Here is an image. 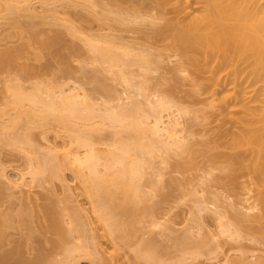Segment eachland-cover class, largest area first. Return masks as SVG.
Returning <instances> with one entry per match:
<instances>
[{
	"label": "bare ground",
	"instance_id": "6f19581e",
	"mask_svg": "<svg viewBox=\"0 0 264 264\" xmlns=\"http://www.w3.org/2000/svg\"><path fill=\"white\" fill-rule=\"evenodd\" d=\"M54 1L0 0V13H2L3 16L10 15L11 18L7 17L9 18V21L12 22L10 23L12 30L14 28V33H12L15 34V36H18L17 42H19L18 44H11V46H9V43H6V46L0 44L3 46H0V71L3 73L5 72L6 75L3 77L4 80L2 81V89L4 91L2 90V92L0 90L2 92L1 94H3V102L0 104V143L4 146L12 148L15 147V149L18 148L22 152H25V156L27 155L26 162L28 163V170L27 172H23L24 174L26 173L25 175L22 173L20 174L22 185H29L28 183H23L24 181L27 182L25 176L28 175V173L29 177H31L30 182L33 184L34 182L41 183L44 182V180L51 181L55 178H61V173L63 172L62 170L72 169V172L76 173L85 185L88 197H90V199L92 198L94 213L98 214V219H100L101 222L103 221V224H106L107 229L109 228L111 231L110 232L108 230L110 234L123 233V236H126L125 238L123 237V239H127L131 236V233L134 235L137 229L135 224L140 222H138L139 218L143 216L144 213H147L148 210V213L150 214L152 213L150 211L154 212V206H149L148 209L143 212L144 207H146L145 204L143 205L146 200V196L145 190L142 186V179L145 177L144 175L148 173L146 171H149V169L151 170L155 166L154 164H156L153 163V166L150 162H155L153 157L158 155L162 160L161 157L165 154L163 155L164 160L161 162L168 164L171 161V155L176 154L180 155L182 158L179 160L180 162H178L179 170H196L203 168L205 171L203 169L202 170L205 173L207 171L210 176L211 174L212 176H215V172L219 175L213 177L214 179L216 178L215 180L218 179L216 182L219 180V182H222L223 180L222 184L226 182V185L231 182V190H233L235 186L238 188L234 189L237 191L236 193L240 194L242 199L239 194L237 195L234 193L235 197L239 196V198L236 197L238 201L236 205L234 204L238 207H235L237 209L234 208L236 219L233 217V222H238L239 224L246 223L247 226H245V224L244 227H241L240 229L238 228V225H236L237 227L233 226L234 224L232 222L229 224L230 222L224 219V213L221 211V208L217 206L216 210L218 213L217 215L219 216L217 217L218 219H221V224L219 223L221 226H219V231H221L219 234H225L224 236L228 235L230 236V239L236 238L235 240H237L239 238L238 240H240L241 238H246V233L243 231L247 232L248 230H251V235H247L250 237L254 235L253 233H258V228H261L260 225L262 224V230H259L260 234L261 231L263 233V235H260V238L262 239V237H264V0H154L155 4H153V6L154 8L156 7V13L158 14L148 13L150 12L149 10L146 15H144L151 16L146 17L148 20L143 15L141 17V11H138L142 9H139L140 6H144V3L142 5L138 4L141 3V0H110V5H113L114 7H110L111 10L113 9L112 11L109 7H107V10L113 13V15L116 12L117 16H113L114 20L116 18V20L121 21L122 23L125 20L134 23L137 19H146L144 22L149 23L150 20V25L156 24L157 26L160 25L159 21H166L165 24L158 27L159 29L157 28V33L153 36L157 38L156 41L158 43L160 42V46L157 44L159 48H161V43L163 46L162 49L157 50L155 53L151 52L152 47L148 48V46H146V48L142 45V48L141 44H138V42V45H136L126 41L123 42L120 39L119 44V41L115 40L116 38H119L114 35H110V37L109 35L104 36L101 34L100 36V34H98L100 39L95 35L91 36V39V37L85 35V31H81L83 30L82 27L78 28L79 26H75L76 24L74 25L72 21H70V23L67 19H64V25L63 20L61 22V19H59L60 15H57V12H55L52 8L51 11L54 10L53 17L54 15H57L55 19L52 17L54 20H50L51 17H48L52 15V12H49L50 10L46 12H49V14L51 13V15L47 14L45 16L43 15L44 12H41V15L40 13L38 14V8L34 6L36 3L37 5L40 4L43 7L39 8V10L42 9L44 11V7H46V5H50ZM77 1L81 3L82 0H75L76 3H78ZM83 1L82 2L85 4V1H89L93 7L95 4H101L100 0ZM126 3H128V6L131 7V9H129ZM90 4L88 6L92 7ZM168 6L173 10L170 11V8H167ZM48 9L49 8H47V10ZM132 9H135L136 11ZM130 11L138 15L136 16L135 14L134 17V15H132L133 13H130ZM172 11H174L173 14L176 13V15H173ZM21 12H25L27 15H21ZM168 14L173 16L170 17ZM23 17L28 18L24 20ZM61 18L65 17L61 16ZM59 23V26L64 25L65 28L68 27L67 29L69 34L74 35L73 38H82L84 40H82V42L85 43V45L87 44L86 46L84 45V47H88L89 51H86L88 49H85L84 47L82 48V51L81 45L76 42H65L63 38H65V35L68 33L66 29H64L66 30V34L64 33V30H59V28L55 29L56 27H52V29L49 28V32L53 31L54 33H52L54 35L51 32H46L48 27L45 28L44 26L50 25L49 27H51V24H56L53 26H57ZM57 30L58 32H55ZM60 31H64L62 33L65 35L60 33ZM159 35L161 38L160 40L158 38ZM101 37L103 38L101 39ZM109 38L113 39L110 40ZM97 39L99 40L96 41ZM164 40L168 43L163 44V42H165ZM62 43L67 44L68 53L64 50V48L67 47L64 46L63 48L64 44ZM126 43L128 44L124 45ZM60 48L64 50L66 54H64ZM167 49H170V53L171 50L174 52L173 55L175 58L178 57L176 60L174 59L175 61L171 60V62L173 61L177 63H174V66L172 67V69L174 68L172 70L173 77L171 75L166 78V81L169 80V82H166L165 80L164 82H160L163 85L166 83L169 84L168 86H165V88L167 87L168 89L162 88L166 90L162 91V89L159 88V91L161 89V94L163 92L165 93L161 95L157 90L160 95L155 93L156 99L154 98V101V99L150 98V95L148 96L149 93H146L150 87V83L147 81H149L148 79L151 77L145 75L146 77L144 78H148L147 81H145L146 79L141 78L143 79L141 81L142 85L139 83L137 85V80H141L139 77L145 73H141V76L137 74L136 77L133 67L137 66L138 68H144L146 69V72H148V70H153V63L155 64V62H158L159 65V63H162L161 61H163V59L165 61L167 60L165 58L166 56H164L166 53H162V51ZM60 51L61 54L59 53ZM84 51L86 56L88 55L86 58L91 60L94 71L97 73L102 72V76L100 74H96L93 70H91L92 72L89 71L88 75L86 73L87 71H84L85 73L81 76L84 75L85 77L86 74V77H88L91 75V78L88 77L87 80L92 84H95L94 91L98 90L97 92L102 93L103 97L106 98L97 100L99 98L94 97V94L84 90L86 89L83 86L85 83H81L83 82L81 80L84 77L81 79L78 76L75 75L76 77H74L73 75L72 58L74 56L75 59H73L75 61L79 56L83 55ZM54 52H56V54ZM89 52L92 55H89ZM49 53H54L58 56L60 55L57 58L60 59L61 57L64 59V61H62L63 59H60L62 63H64L63 66L58 59L59 66L61 64V68L58 67V71L54 69L55 71L53 70V73H51L52 70H50L53 66L43 62V59H45L44 57H47L46 62L52 57V54L50 55ZM152 53L156 57L152 55ZM170 53L167 56L169 59L173 58V55ZM76 55L79 56L75 57ZM54 58L58 64L57 58L55 56ZM155 58L156 61L154 60ZM87 59H85V62H90L89 59L87 62ZM83 61L84 60H82L81 63L83 67H81V69L85 68ZM36 62H41L39 63L40 66L44 63V66H36ZM48 69L51 71L50 74L49 71L47 73ZM43 71L51 76L49 77L46 73H43ZM182 72L187 73L185 74L186 76ZM201 72H204V75H202L203 73L201 74ZM103 73H105V75H103ZM175 73L177 74L175 75ZM178 73L181 77L185 76V80L187 78L191 83L186 81L189 85L186 82L184 84V78L180 79ZM57 74H61L60 79ZM133 75L136 78L133 77ZM107 76H109V78ZM73 77L74 80L76 78V82L72 80ZM100 77L102 80L99 79ZM62 78L65 79L63 80ZM107 79H110L112 83L107 82L109 81ZM135 79H137L135 82L136 84L134 83ZM163 79H160V81H163ZM171 80H174V83H172ZM222 80L224 83H222ZM179 81L182 82L180 83V87L178 86ZM113 83H116L117 85L121 84L125 87L128 86L127 88L129 89L133 87L137 88V92H134L133 89H131V91L134 92L136 96L138 93L145 96L146 98L144 97V99H147L145 101L148 102L142 103L144 100H137L136 96H131V100L128 103H121L120 100H122L123 97L121 95L119 96V92L117 93L118 86L116 87ZM147 83L149 84L147 85ZM182 84H184V86L187 85L188 87H190L191 84V88L186 86L188 88L187 89L183 86V89V87L181 88ZM174 86L176 87L173 88ZM145 88L147 90H145ZM176 88L181 89L177 90ZM174 89L176 91H174L176 93L175 96H177L176 98L173 96L175 93H172ZM182 89L185 91L184 95H178L179 91H182L181 93H183ZM186 90L188 91V94ZM151 92L150 94L152 95L153 92ZM171 93L173 97L171 96ZM201 93L206 94L207 96L205 95L206 97L200 98L199 94ZM185 95L192 97V99L190 98L191 101ZM134 97L135 99H133ZM168 97H172V99ZM178 97H183L182 99L185 101L189 99V101L186 102L190 103L191 106L195 105L194 108H191L190 104H188L189 107L187 105L184 107L183 104H185V101L179 99ZM195 98L202 106L195 103ZM95 100L101 102H96ZM149 100H152L153 102L149 103ZM115 101L117 103H115ZM111 102H114V104ZM196 105H199V107H196ZM217 106H219L218 108L221 107V110L219 109V112L215 110L216 112L214 111V113L213 108L216 109ZM208 109H211L212 111H209ZM211 112L214 114L212 113L208 116V113ZM217 112L219 114L216 116H218L219 120L222 118L221 121L225 120L223 119L225 117H229V121L231 118V121H233L232 123L235 122L234 126L236 129H233V132L230 130L231 134L230 136L228 135L229 137H224L225 134L223 135L222 131L221 134L223 136L221 135L218 137L217 134V137L220 138V140H216L217 138H215L216 135L214 133H217L218 131V133H220L219 129L223 123H213L215 127H217L216 125H219L218 129H215V132L211 126L212 124L209 125L210 127L208 131V125L207 127L204 125V127H206V129L203 127V133L205 132L204 135L208 133L213 137L214 134L215 137L211 138V136H208L209 138L206 137V140H202L200 146L199 141L197 143L198 146L195 148L193 145V148L192 143L185 141L186 137L183 132L188 133L189 131V134H194V126H202L203 121L206 123L211 120L210 122L212 123L214 121H212V116ZM220 112L221 115L225 114L223 117L220 116L219 118ZM185 113H187V115L190 113V117L193 120L192 121L191 118L188 119L190 121V123L188 121V127L191 129L193 126L192 131H190V129L187 130V125H183L184 127L181 126L182 124H180V120L178 119L181 114L185 115ZM218 119L217 121H219ZM22 120L28 121V124L26 123L27 129H30L28 128V125L31 127L32 125L38 126L56 122L61 128H64H62L64 135L66 136L67 134L70 136L68 148L65 149L66 147L63 146L65 151L61 148L63 150V154L61 156V152H58L60 147L57 149L58 147H51V145L48 144L51 152L48 148H46L48 149L46 152L49 151L48 153L51 154L58 150V154L55 152V155H47L48 153L45 151H43L44 154H42V151L40 150L41 148L39 149L37 144L34 142L32 143L33 138L30 134L29 136L26 133H20L18 131ZM194 121L196 123H193ZM179 126L186 129H182L183 131H181V128H178ZM221 127L223 128V125ZM109 129H111V131ZM104 130H106L107 133L110 131L109 134H112H110V137L112 138L110 139V137H107L109 139L107 140L106 136H104V138L101 137V139L103 138L102 142L99 138L100 136H96L94 133L98 132L100 135L101 132L104 133ZM226 131L229 133L228 129H226L224 133H226ZM94 135L98 137L100 141L97 140ZM223 138L227 139L221 141ZM204 143L205 145H203ZM66 144L67 143L64 145ZM198 147L200 149H198ZM37 148L39 152L41 151V154H38ZM167 159L170 161L168 162ZM166 160L168 163L165 162ZM181 160L183 161L181 162ZM155 167L157 169V165ZM155 167L153 169H155ZM155 170L153 171L154 175ZM4 171V167L0 163V179L5 175L6 172L4 173ZM60 171L62 172L60 173ZM218 171H220V173H218ZM160 172L161 171H159L158 174H160ZM238 172L241 174L245 172L247 176L246 174L244 176L249 178V175V179L251 180H249L248 183H246L247 181L241 182L239 177L242 175H239V177L234 176L235 173L239 174ZM153 173H149L150 176L154 177V179L156 177L158 178L159 175L156 173L158 176L155 177ZM207 173L206 175H208ZM220 175L222 176L220 177ZM161 176L162 175L159 176L157 182L161 181ZM157 178L155 180H157ZM21 183H18L19 186H22L20 185ZM13 184L14 185H11L12 188H19L17 183L14 182ZM155 184L156 183H153V190L157 189L158 185ZM230 184L228 187L231 186ZM3 189L4 187L0 182V193H2V195L4 193L2 192ZM158 189L156 192L160 190ZM244 189L249 190V193H253L256 199L255 201H257L256 204L255 202L253 203L254 206L250 205L249 207H246L245 202H243L245 205L242 204L243 200L248 201L247 198L250 197L247 196L244 199L246 196L242 192ZM250 189L252 191H250ZM1 197L3 196H0V198ZM254 197L252 198L254 199ZM252 198L250 200H253ZM238 202L240 203V206L238 205ZM249 202L251 203V201ZM241 204L246 208L242 207ZM55 208L56 205L53 206V204L51 206H40L36 209L27 208L18 211L15 213L16 215L13 214L12 211L10 212V209H7L8 211L0 210V264H55V258L50 259V256L52 251L58 248L63 250L64 253L58 249L62 254H64V257L63 259L57 260V264L59 262L60 264H78L75 263L76 259L82 258V256L84 258L85 255L80 254L83 253L82 250L85 249V244H83V246L81 245V251H79L81 247H78V245V248L75 247L77 243H79V245L80 243L82 244V240L78 238L80 237V233L81 238L84 233V231H81V229L84 228H82L81 223L79 224L81 229L78 228L77 223L80 222V220H78L80 218H77L78 214H74L72 217L70 216V219H72L71 221H75V226L74 224L71 225L73 223H71V221H64L65 224L66 222L71 224H69L70 226L68 227H62L65 226L63 222L65 218L62 216L63 212L61 210H56ZM244 208L247 211H245ZM253 208H258V211L256 210L257 213H254L255 211ZM248 210H250V213ZM34 211H36L37 214H35ZM13 215H15V217L17 216V220H14ZM78 217L80 216L78 215ZM34 218L42 219L44 222L42 221L37 225H33L35 222ZM141 218L143 219V217ZM76 221L78 222L76 223ZM251 223H254L255 225L260 224L258 228L254 227V229H258L256 232L249 227H253L254 224L252 225ZM69 227H71V233H74V230H76L75 232H77L76 234L78 236L76 234L75 235L77 237L74 234H70L69 230L68 235L67 229L65 231V228ZM10 228L18 229L19 233L22 235L24 234L23 232L25 229L26 232L28 231L27 233L25 232L27 235L26 237L24 234L23 238H20L21 240H18L17 238L15 239V241L17 240V245H15L16 247L14 246L15 248L12 247V249H10L11 247H6V245H9L10 243H14V240L12 239V242L8 234V229ZM83 230H85V228ZM36 233L43 235L50 233L58 236L59 238L55 240L47 237L43 238L44 240L39 247L35 248L32 246V243L35 240L30 238ZM189 234L191 235V233H187V235ZM73 235L77 239H75ZM258 236L256 235V237ZM68 237L70 241L68 240ZM184 237H186L187 240L190 239V237L187 238L186 234ZM253 237L256 239L255 236ZM192 238L193 237L189 240V242L191 241V244L192 241H194ZM30 240L32 241L30 242ZM76 240L79 242H76ZM187 240L184 241V243L186 242L185 244L189 243H187ZM71 242H73V245L75 244L73 248H70L72 246ZM66 243H70L68 245L70 247L66 246ZM45 244L47 245L45 246ZM27 247H34L35 249H38V254L30 259L27 258L24 254L27 250H29ZM87 247L88 246H86V248ZM146 249H148V251ZM146 249L139 250L138 256L140 258L145 257L153 261L156 258L155 261H157V259L159 260L160 255L155 257L156 251L150 248ZM78 252L81 253L79 254ZM247 255H241V260L248 259L246 257ZM257 260H260V258ZM247 261L250 260L248 259ZM260 261L256 262L255 260L252 264L259 263ZM259 264H264V262H260Z\"/></svg>",
	"mask_w": 264,
	"mask_h": 264
},
{
	"label": "rangeland",
	"instance_id": "374dc122",
	"mask_svg": "<svg viewBox=\"0 0 264 264\" xmlns=\"http://www.w3.org/2000/svg\"><path fill=\"white\" fill-rule=\"evenodd\" d=\"M50 1L52 2V0H50ZM55 1L53 3H51L50 5H48V6L46 5V7L49 8V9L47 10V8L44 7V9H45L44 11L42 9L39 10V8H43L40 4L37 5V3H36L34 6H36L38 8V9L37 8L36 9L39 11L38 14L40 13V15H41V12H44V14L43 13L42 14L45 15V16L47 14H49V12H52V15L50 13L49 15H51V16H48L49 18L51 17L50 20L52 19L53 11L55 10V12H57L56 14L60 15L59 19H61V22L63 20V23H64V19L65 20L67 19L69 22L72 21L74 23V25L76 24L75 26H77V25L79 26V27L77 26L78 28L82 27L83 30H81V31H85L84 33H86L85 35H88V37H91V36L95 35L97 38H99L98 34H100V36H101V34H103L104 36L105 35L106 36L107 35H109V36L110 35H114V36H117L119 38V39H117L116 37H115L116 39L114 38L115 40H118V41L121 39V41H123V42L126 41V42H130V43L136 44V45L141 44V47H142V45H144V47L148 46V48L152 47L151 52H154V53L157 50L162 49V47H163L162 43H161V48H159V46H160L159 43L160 42L158 43L156 41L157 38H155L153 36H155V34L157 33V28L162 26L163 24H165L166 21L163 22V21H159L158 20L159 23H160V25H158V26L156 24H154L156 26H154L152 24H151L152 25L151 26L149 24L150 20H149V23L148 22H144L146 19L148 20V18H146V17L149 16V15H147V16H144V15H146V13L149 10H150V12H148V13H155L156 15L158 14V13H156V7L154 8V6H153V4H155L154 0H141V3H138V4H141V5L144 3V6H142V7L138 6L139 9L142 8L141 10H138V11H141V13H140L141 17L143 15L146 19H144V20L142 19L143 21L137 19V21H134V23H132L131 21H127V20H125L126 22L124 21L125 23L124 22L122 23L121 21L116 20V18H115V20H116L115 21L113 16L114 15L117 16L116 12L113 15V13H111L109 10H107V7L110 8L111 6H113V5H110V2H109L110 0H100L101 4H99V3H98V5L95 4L96 6L94 5V7L90 4L89 1H85L86 4L83 3L84 2L83 0H82L83 2L80 0L82 4L80 2H78V1H77L78 3H76L75 0H73V1H71V0H57L56 2ZM38 3H39V1H38ZM89 4L92 7H89L88 6ZM126 4L128 6V3H126ZM106 5H108V6H106ZM193 5H191V6H193ZM39 6H41V7H39ZM127 6H124V7H127ZM170 6H172V5H170ZM0 7H1V4H0ZM174 7H175V5H174ZM193 7H195V6H193ZM51 8L54 9V10L51 11ZM167 8H170V11L173 10L169 6ZM129 9H131V7H129ZM110 10H111V8H110ZM132 10L136 11L135 9H132ZM46 11H49V12H46ZM192 11H193V8H192ZM18 12H20V11H18ZM25 12H26V10H25ZM25 12H23V13L21 12L22 14L21 13L20 14L21 15H27ZM131 12L132 11H130V13ZM173 12L174 11H172V14H173ZM132 13H133L132 15H134V17H135L136 13L135 14H134V12H132ZM155 14H153V15H155ZM57 15H54L53 18L55 19ZM137 15L138 14H136V16ZM168 15L171 17L173 15H176V13L173 14V15H171V14H168ZM4 16L2 15V13H0V44L5 45L6 43H9L10 44V45L8 44L9 46H11V44L12 45L16 44V43L18 44L19 43V42H17L18 41V36H15V34H13L14 33V28L12 30V27H11V24H10L12 22L9 21V18H8V17H10V15H4ZM18 16H20V15H18ZM61 16L65 17V18H61ZM106 17H108V18H106ZM149 17H151V16H149ZM23 18H24V20H26L28 17L27 18L23 17ZM54 19H52V20H54ZM35 20H33V21H35ZM30 21H32V20H30ZM68 21H67V23H68ZM58 22H60V21H58ZM119 22H121V23H119ZM48 24H50V23H48ZM56 24H51L52 25L51 27H49L50 25L49 26H44L45 28L48 27V29H46V32L47 31L49 32V30H50L49 28L52 29V27H56L55 29L59 28V30L60 29L61 30L66 29L67 32H68V29H67L68 27L65 28V26H64L65 23H64V25H61V26H59L60 23L57 26H53V25H56ZM67 26H68V24H67ZM41 28H42V26H41ZM66 30H64L65 32L64 31H62V32H64L66 34ZM55 32H58V30L55 31ZM62 32L60 31V33H62ZM65 34H63V35H65ZM67 34H69V32ZM67 34L65 35V38H63L65 42L67 41V42H71L72 43V41H73V42H76L79 45H81V49L84 47L85 43L82 42V40H83L82 38L81 39H78V38L76 39V38H73L74 35H72V34L67 35ZM156 37H158V36H156ZM102 38L103 37H101V39ZM158 38H159V40L161 39L160 35H159ZM91 39H92V37H91ZM99 39H97L96 41H98ZM109 39L111 40L113 38H109ZM106 40H107V37H106ZM118 41H116V42H118ZM123 42H121V43H123ZM137 42H138V44H137ZM118 43L120 44V41ZM164 43L167 44L168 42L165 41V42H163V44ZM62 44H64L63 48H64V46L67 47V48H64V50H65L66 53H68L67 52V50H68L67 44L66 43H62ZM68 44H70V43H68ZM127 44L128 43H126L124 45H127ZM2 45H0V46H2ZM136 47H138V46H136ZM86 48L88 49V47H86ZM153 49H154V51H153ZM60 50H62V49L60 48ZM64 50H62V51H63L64 54H66L64 52ZM169 50L168 49L164 50L165 52L162 51L163 54L166 53V54H164V56H166L165 58L167 60L165 61L163 59V61H161L162 63H159V65H158V62H155V64L153 63V65H154V66H152L153 70H148V72H146V69H144V68L143 69L142 68H138L137 66L133 67V71L135 72L136 77H137V74H139V76H141V73H143V74L145 73L144 75L139 77V79L143 78V79H146L145 81H147L148 78H144V77H146V76H150L151 77L150 79H148L149 81H147V82L150 83V84L147 83V85L149 84L150 87L149 86H148L149 88L146 87V88H148V90L145 88V90H147L146 93H149L148 96L150 95L151 99H154L156 97L155 95L158 93L157 90L159 91V88L162 89V88H165V86L169 85V84L166 83L167 81L169 82V80L166 81V78L171 76V75L173 77L172 70L174 68L172 69V67L174 66V63L175 64L177 63V62H173V61H175L178 57L175 58V56L173 55L174 52H172V50H171V53H170ZM82 51H83V49H82ZM86 51H89V49L86 50ZM54 53L56 54V52H54ZM54 53H49L50 55L52 54L53 58L52 57L49 58L50 57V55H49V57H48L49 60H47L48 63L46 62V58L47 57H44L45 59H43L44 63L51 64L53 66V67L51 66L52 68H50V70H52V72L49 69L47 70V73L49 71V74H50V72L53 73L55 70L58 71V67L61 68L60 67L61 64H62V66L64 65V63H62V61H64V59L60 57V59H63L61 61L59 58H57L60 55L58 56V55H55ZM59 53L61 54V51ZM169 53L173 55L172 56L173 58H170V59L167 58ZM89 55H92V54H90V52H89ZM152 55H154V54L152 53ZM54 56L57 58V60L58 59L60 60V63H61L60 66H59V60H58V64H57V61L55 60ZM78 56L79 55H76L75 57H78ZM86 57H88V55L86 56L85 51H84L83 55L79 56L78 59H76L75 61H74L75 58L73 56L74 59L72 58V61H73V65L72 66H73V72H74L73 75H74V77L78 76L79 78L82 79L84 77V75L83 76H81V75L83 73H85L84 71H87L86 72L87 75L89 74L88 73L89 71L90 72H92L91 70L94 71V69L92 68L91 60L88 58L90 60V62H88L89 60ZM162 58H164V57H162ZM85 59H87L88 63L85 62ZM82 60H84L83 63L85 64V65L83 64L84 67H85L84 69H81V67H83L82 64H81ZM154 60L156 61V58ZM171 60H173V61L171 62ZM53 62H55V63H53ZM33 63H34V61H33ZM36 63H35L36 66H40L39 63H41V62L37 63L38 65ZM44 63L41 64L40 67H43ZM175 67H176V65H175ZM94 68H96V67H94ZM71 70H72V67H71ZM1 72L2 71H0V90L2 91L3 90L2 89L3 88L2 81L4 80L3 77L6 76V75H5V72L4 73L3 72L1 73ZM43 73H46V72L43 71ZM95 73L101 75L102 72L101 73L95 72ZM176 74L177 73H175V75ZM180 74H181V71H180ZM180 74H179V76H180L179 78L180 79L184 78L183 79L184 80V82H183L184 84H185L186 81L190 82L187 78L185 80V76H186L185 74H187V73H183L185 75L184 77L183 76L181 77ZM201 74L204 75V72H201ZM57 75H59V74H57ZM87 75L85 74V77ZM103 75H105V73H103ZM90 76H88V77H90ZM58 77L60 79L61 74ZM74 77H73L72 80L74 82H76V78L74 80ZM85 77L81 80L83 82L79 81V82H81L83 84L85 83L83 86L86 89H84V90L85 91L87 90L89 93L94 94L95 95L94 97L99 98V99L96 98L97 100H101L102 98H106V97H103L102 93L97 92L98 90L94 91L95 84H92L91 82H89L87 80L88 77H86V79H85ZM107 77L109 78V76H107ZM133 77H135V76L133 75ZM172 77H170V78H172ZM99 79L102 80L101 77ZM137 79H135L134 83L136 82ZM143 79L137 80V82H136L137 85H138V83L142 85L141 81ZM160 79H163V81L162 80L160 81ZM107 80H109L107 82H111L110 79H107ZM164 80L166 81L165 82L166 84L164 83L165 85L160 83V82H164ZM173 81L174 80H171L172 83H174ZM224 81H225V79H224ZM224 81L222 80V83H224ZM81 83H80V85H81ZM180 83H182V82L179 81V85H178L179 87H180ZM113 84H115L116 87L118 86L117 87V89H118L117 93L119 92V96L121 95L123 97V99L121 97V99L123 100V101L120 100L121 103L122 102L128 103L131 100L130 99L131 96H136L134 92L135 91L137 92V88L133 87V88L129 89V88H127L128 87L127 85H126L127 87H125V86H123L121 84L120 85H117L116 83H113ZM113 84H111V85H113ZM184 84H182L181 88L184 86ZM225 84H226V81H225ZM141 85H139V86H141ZM83 86H82V88H83ZM186 86L187 85H185L184 87H186ZM224 86H228V85H224ZM135 87H137V86H135ZM175 87L176 86H174L173 88H175ZM184 87H183V89H184ZM188 88H191V84H190V87H188ZM131 89H133L134 92H132ZM161 89L159 91L160 94H161ZM180 89H177V90H180ZM223 89H224V87H223ZM163 90L164 89H162V91ZM1 91H0V100H2V97H3L2 95L3 94H1V93L4 90L2 92ZM164 91H166V90H164ZM174 91H175V89L172 91V93ZM150 92L152 93V95L150 94ZM181 92L179 91L178 92L179 94L178 93L177 94L178 95H184L185 91L183 90V93H181ZM164 93L165 92H163L162 94H164ZM172 93H171V96H172ZM187 94H188V91H187ZM201 94L204 95V96H202ZM201 94H199L200 98L201 97L203 98V97L207 96L206 94H203V93H201ZM175 95H176V93L173 96H175ZM128 96H129V98H128ZM185 96H183V97H185ZM136 97H137V100H144L142 103L148 102V101H145V100H147V99H144L145 96H142L139 93L137 94ZM172 97H168V98L172 99ZM176 97L177 96H175V98ZM183 97H181V98L178 97V98L183 100V101H185L184 99H182ZM186 97H188V96H186ZM175 98H173V99H175ZM188 98L192 99V97H188ZM133 99H135V97ZM155 99H154V101H155ZM189 99H187L186 101H189ZM191 99H190V101H191ZM149 101H150L149 103L153 102L152 100H149ZM186 101L184 102L185 104H183V106L185 107L187 105L189 107L188 104H190V103H187ZM195 101L194 102L196 104L199 102V101L196 100V98H195ZM200 101H201V99H200ZM2 102H3V100L0 101V104ZM96 102H101V101H96ZM203 102H200V103H203ZM111 103L114 104V102H111ZM115 103H117V102L115 101ZM192 103H193V101H192ZM199 105H196V107L197 106L199 107ZM143 106H145V105H143ZM150 106H151V104H150ZM194 106L195 105L191 106V104H190L191 108L192 107L194 108ZM200 106H202V105H200ZM218 107L219 106H217V108ZM217 108L216 109L213 108L214 109L213 112L215 110L218 111V112L221 110V107L218 108V109ZM211 109H208V110L210 111ZM213 112L208 113V116H210L209 114H212ZM218 112L215 115H213V116L211 115L213 119L210 117L212 119V121L214 120L216 122L213 121L211 123L210 122L211 120H210V121L206 122V123H208V122H210V123L206 124L203 121L202 122V126L199 125L200 127L197 126L196 124H193V125H196V126H194V130L192 129L193 126H192L191 129L188 127L189 126L188 125V121H189L188 119L191 118L190 117V113H188V115H187V113H185V115L181 114L180 117L178 116L179 117L178 119L180 120V124H182L181 126L187 125V127H188L187 130L190 129V131H192V130L195 131L194 134H189V131H188V133L187 132H185V133L183 132V134L186 137L185 141H187L188 143L189 142L192 143V146L194 145L195 148H196L198 146L197 143L200 141L199 142V146H200V143L202 142V140L205 139L208 136H211V138H214L215 135H216V137H215V138H217L216 140H220V138H218V137L221 136L222 134L223 135L225 134L224 137H226V136L229 137L231 132H233L236 129L235 126H234L235 122L232 123L233 121H231V118H230V121H229V117L223 118V119H225L223 121H221L222 118L219 120L218 116H216L217 114H219ZM221 112H220L219 118H220V116L223 117V115L225 114L224 113L223 115H221ZM214 116H216V117H214ZM208 119H209V117H208ZM217 119L219 121H217ZM191 120H192V118H191ZM181 121H182V123H181ZM27 122L28 121H25V120H22L20 122L21 125H20V128L18 130L20 133H26L28 135L30 134L31 137L33 138L32 139V143L34 142L35 144L38 145L39 149L41 148L40 150L42 151V154H44L43 151L46 152V150L49 149V147H50V146L48 147V144H49V145H51V147L52 146L58 147L57 149H59V147H60L59 151L56 150L55 152L57 154H58V152H61V156H62L63 150H64L63 146H65L66 147L65 149H67L68 146H69L68 142H69V139H70V136H68L67 134H66V136L64 135V132L62 130L63 127L61 128L60 125H58L56 122H51V123L46 124V125L42 123L43 125H38V126L32 125L31 127L28 125V128H30V129H27L26 128V126H27L26 123ZM189 123H190V121H189ZM193 123H196V122L194 121ZM199 123H197V124H199ZM213 123L214 124L223 123V124H221V126L223 125V128L220 126V129H219L220 133H218L219 131L217 130L218 132L214 133L215 135L213 134V137H212V135H209L207 132H206L207 134L204 135L205 134V132L203 133L204 125H206V127L208 125L207 131L209 130V127H210L209 125L210 124H212L211 126L214 129V132H215V129H218L219 125H216L217 127H215V125H213ZM33 126H35V127H33ZM181 126L178 127V128H181V131H183L182 129H186V128H182ZM206 127H204V128L206 129ZM221 128H222V130H221ZM226 129L229 130L228 131L229 133H227V131H226L227 134L224 133ZM109 130L111 131V129H109ZM230 130H231V132H230ZM222 131H223V133H222ZM109 132L107 133V131L104 130V133L101 132L102 134L100 133V135H99L98 132H97L98 134L97 133H94V134L96 136H100L99 137L100 139H101V137L104 138V136H106V139L109 140L108 138L110 137V134H111V133L109 134ZM183 134H181V135H183ZM217 134H218V137H217ZM95 135H94V137H96ZM99 138L96 137V139L100 141ZM111 138L112 137H110V139ZM102 139H101V141H102ZM106 139H105V141H106ZM224 139L225 138L221 139V141L224 140ZM208 141H209V139H208ZM65 143H67V144L64 145ZM205 143H206V141H205ZM205 143L203 145H205ZM2 145L0 143V163L4 167V170H5L4 173L5 172L6 173L0 179L1 180L0 181L1 184L4 187V189L2 191V192H4L3 195H2V193H0L1 194L0 196H3V197H1L2 199L0 198L1 199V201H0V210L8 211L7 209H10L9 211L10 212L12 211L13 214H15L18 211H21V210H24V209H27V208L36 209V208H38L40 206H43V207L46 206V205H48V206L50 205L51 206L53 204V206L56 205V208H55L56 210H61L63 212L62 216H64V218H65V220H63V222L64 221L70 222L72 220V219H70V216L72 217V215H74V214L77 215L78 214L80 216V217H78V215H77V218H80V219H78V220H80L79 223H77L78 221H76V223L78 224V228L81 229L79 227L80 226L79 224L81 223L82 228L84 227L85 230H83L84 228L81 229V231H84V233L82 232L83 233L82 234V238H81V233L78 231L80 233L79 234L80 237L78 239L82 240L81 241L82 244L80 243V245H79V243H77L76 245L75 244L74 245H75L76 248L81 247V245L83 246V244H85L88 247L86 248V246L84 245L85 249L82 250V247L80 248V250L77 249L79 251L82 250L83 253H81V252H78V253L79 254L81 253L80 255H85V256H84V258H83V256H82V258H79V259L77 258L78 260L76 259L75 263H78V264H252V262L255 261V260H256V262L260 261V260H261L260 261L261 263L264 262V237L261 236L262 237V239H261L260 235H263V233H262V231H261V234L259 233V230L260 229L262 230V224L261 225L260 224H258V225L256 224L257 225L256 226L254 224L256 222L253 223L254 225L251 223L253 225V227L252 226H249V227H251L254 232H256V230H258V229L259 230H258V233H253L254 235H252L250 237H248L249 236L248 234H250L251 230L250 231L248 230L249 233H248V231L245 232V231L242 230L244 233H246V238H244V239L241 238L242 240L241 239L238 240L239 238L237 240H235L236 238L235 239H230V236H228V235L224 236L225 234H219V232L221 231V230L219 231V226L221 224V221H220L221 219L220 218L218 219L219 216L217 215L218 213H217V210H216L217 206H219L221 208V211L224 213L223 217H224L225 220L230 222L229 224H231V222H232L234 224L233 226L237 227L236 225H238V228H240V229H241V227H244V225L246 224V223L245 224H243V223L239 224L238 222H233L234 221L233 217H235V214H236V213L234 214V212H235L234 208L238 207V206H235L237 204V201H238V199L236 197L239 198V196H240V194L236 193L237 191L235 190V189H238V188L235 186L234 187L235 189L233 188V190H234L233 191V190H231V188H232V185L230 184L231 182L229 183L231 185L230 187H228L229 184H227V185L225 184L226 182H224L225 185L222 184L223 180H222V182H219L220 181L219 180L218 181L219 183L216 182L218 179L215 180L216 178L214 179L213 177H215L218 174L214 171L215 172V176L214 175L212 176V174L210 176L207 173V171H206V173L209 175L208 176L204 172L205 169H203L202 167L201 168L204 171L202 169H196V170L195 169H193V170L186 169L187 171L185 169H182L183 171L185 170L184 172L180 169L181 170L180 171L178 169V167H179V163L178 162H180L179 160L182 159L180 155L172 154L171 155V161L169 159H167L168 162L170 161V163H168L167 160L165 161L168 164L162 163L163 162L162 160H164L163 159V157H164L163 155H165V154L162 155V157H161L162 160L160 159L159 155L156 156L157 158L153 157L155 162L154 161L152 162L150 160L151 161L150 163H152L151 165H153V163H156L154 165L155 166L157 165V169L159 171H161V172H160V174H158L159 171L153 165L155 167V169L157 170V172H156V170L153 169L154 167L152 168L153 171L155 170V175H154L152 169L151 170L149 169V171H146L148 173L146 175H144L145 177L143 176L144 178L142 179V184H143L142 186H143V189L145 190V196H146L145 197L146 200L143 203V205L145 204L146 207L143 206L144 207L143 212L146 209H148L149 206H154L153 207L154 212L150 211V212H152L150 214V213H148V211H149L148 210L147 213H144V215L141 216V217H143V219L140 217L139 220H138V222L139 221L140 222L138 224H135L137 229H136V231L134 229V231H135L134 235H133V233H131V236L129 238L123 239V237L124 238L126 237L125 235L123 236V233H120V234H117V233L113 234L112 233V234H110L109 233L110 230H109V228L107 229L106 224H103L102 223L103 221L101 222L100 219H98L99 218V217H97L98 214L94 213L92 198L90 199V197H88L85 185L82 183V181L78 177V175L76 173L72 172V169L71 170H69V169L62 170L63 172L60 171V173L62 172L61 173L62 174L61 178H55V179H53L51 181L44 180V182H41V183H37V182L33 183V181H32L33 184H31V182H30L31 181V177H29V173H28V175L25 176V179H27V182L24 181L23 183H25V184L28 183L29 185L24 186V184L22 185V183H21L22 180L20 178V176H21L20 174L21 173L24 174L23 172H27V170H28V165H27L28 163L26 162V159H27L26 156L27 155L25 156V152H22L18 148L15 149V147L12 148V147H9V146H4V145L2 146ZM194 146H193V148H194ZM56 147H55V149H56ZM38 148H37V150H38ZM44 148H45V150H44ZM46 148H48V149H46ZM198 149H200V148L198 147ZM172 150H174V149H172ZM41 151L39 152V150H38V154L39 153L41 154ZM48 152H46V153H48ZM50 152H51V150H50ZM55 152H53L51 154L55 155L56 154ZM174 153H176V152H174ZM51 154L48 153L47 155H51ZM183 160H181V162ZM148 168H150V167H148ZM188 170H190V171H188ZM149 173L150 174L153 173V175L155 177L158 176V175L159 176L162 175L160 177L161 181L157 182L159 176H158V178L156 177L157 180H155L156 178L154 179V177L150 176ZM218 173H220V171H218ZM238 173L239 174L235 173L234 176L235 177H239V175H242L243 177L242 176L239 177L241 179V182L242 181H244V182L247 181L246 183H248V181L251 180V179H249L250 178L249 175H248L249 178L246 177L247 174L245 172L243 174H241L240 172H238ZM221 174H223V173H221ZM245 174H246V176H244ZM221 176L222 175H220V177ZM19 178H20V180H19ZM240 179H239V181H240ZM236 181H237V179H236ZM14 182L17 183V184L20 182L21 183L20 185H22V186H19V184H18L19 188H17V187H15L16 189L12 188L11 185H14L13 184ZM153 183H156L159 186L160 190L158 189V186H157V189L159 191L156 192L157 189L153 190ZM250 191H252V190L250 189ZM242 192H243V194L246 195L244 197V199L247 196H250L249 198H247L248 201H244L243 200L242 204L245 205V203H246V207H249L250 205L254 206L253 203L255 202V204H256L257 201H255L256 199H255L253 193L252 192L249 193V190H247V189L242 190ZM242 192H240V193H242ZM234 193L237 194V195L239 194V196L235 197ZM243 194H241V195H243ZM251 196L254 197V199ZM240 198L242 199L241 196H240ZM251 198L253 200H250ZM249 201H251V203ZM243 202H245V203H243ZM238 205L240 206L239 202H238ZM243 205H242V207H245ZM255 206H257V205H255ZM258 207H259V205H258ZM245 208H244V210L247 211ZM235 209H237V208H235ZM257 209L253 208V210L255 212L253 210L252 211L254 213H257V211H258ZM249 211L250 210H248V212ZM34 213L37 214L36 211H34ZM58 213L60 214L59 211H58ZM15 215H13L14 216V220L15 219L17 220V216L15 217ZM64 218H62V219H64ZM34 219H35V222L33 223V225H37L39 222L41 223L43 221L42 219H37V218H34ZM235 219H236V217H235ZM67 222H66V224L64 222L65 226H62V227L70 226L69 224H71L73 221H71V223H69V224ZM74 222L71 225L74 224V226H75ZM259 225H260L261 228H258ZM245 226H247V224ZM71 227L65 228V231L67 229L68 235H69ZM76 227H77V225H76ZM254 227H257L258 229H254ZM74 229H75V227H74ZM20 230H23V229H20ZM68 230H69V232H68ZM75 231L76 230H74V233H71L72 232L71 231L70 234H74L75 235L77 233ZM25 232H26V229L23 232L25 234V237H26L27 236L26 233L28 231L26 233ZM187 233H191L192 236L190 234L187 235ZM8 234H9V237H10L11 241H12V239L14 240V243H10L9 245H6L7 248L11 247L10 249H12V247L17 245L16 244L17 240L15 241L16 238L19 240L20 238H23V236H24V234L22 235L21 233H19V230L16 229V228L8 229ZM185 234H186L187 238L190 237V236L193 237L192 240H194L195 242L192 241V244H191V241L189 242L191 237H190L189 240H187L186 237H184ZM258 234H259V236H258ZM74 235H73V237H74ZM120 235H121V237H120ZM242 235H243V233H242ZM256 235L258 237H256ZM20 236H22V237H20ZM253 236H255L256 239H254ZM46 237L47 238H52L54 240L59 238L58 236L50 234V233H48L47 235L37 234L36 233V234H34V236H32L30 238L32 240L33 239L35 240V241H33L32 246H34L35 248L39 247V245L44 240L43 238H46ZM69 237H68V240H69ZM127 237H128V235H127ZM251 237H252V239H251ZM74 238H73V240H74ZM75 239H77V238H75ZM32 240H30V242ZM185 240H187V243L188 242L189 243L185 244L186 243V242L184 243ZM69 241H67V242H69ZM76 242H79V241L76 240ZM76 242H74V243H76ZM72 243L73 242H71V244ZM66 244H67L66 246H68L70 243H66ZM46 245L47 244H45V246ZM74 245L72 244L71 247L70 246H68V247L73 248ZM77 245H78V247H77ZM30 247L29 248L27 247L29 250H27L26 253H24L26 255V257L29 258V259L34 257L35 255H37L38 252H39L38 249H35L34 247L33 248H30ZM48 247H49V245H48ZM146 248H150V249H153L154 251H156L155 257L157 255L158 256L160 255L159 260L157 259V261H155L156 258H155L154 261L153 260H149V258H145V257H144L145 259L144 258H140L138 256L139 250L140 249H142V250L144 249L145 250ZM58 249L63 252L62 249H60V248H58ZM58 249L53 250L52 253H51V256H50L51 257L50 259L55 258L56 260L54 259V261H56V262H57V260L63 259V257H64L63 256L64 254H62ZM146 250L148 251V249H146ZM149 251H151V250H149ZM22 252H24V251H22ZM84 252H86L87 254L84 253ZM243 254L244 255L248 254L246 257L250 261H247L248 259L241 260L242 256H244ZM139 255H140V253H139ZM246 257H243V258H246ZM258 258H260V260H257ZM15 260H17V259H15ZM56 262H55V264H57ZM259 263H256V264H259ZM58 264H60V262ZM61 264H63V263H61Z\"/></svg>",
	"mask_w": 264,
	"mask_h": 264
}]
</instances>
